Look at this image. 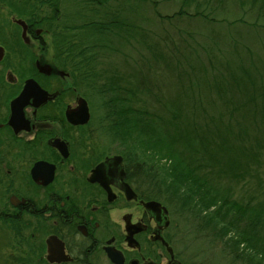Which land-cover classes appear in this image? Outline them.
<instances>
[{
	"label": "flooded vegetation",
	"instance_id": "1",
	"mask_svg": "<svg viewBox=\"0 0 264 264\" xmlns=\"http://www.w3.org/2000/svg\"><path fill=\"white\" fill-rule=\"evenodd\" d=\"M35 1L0 0L11 17L0 25V221L16 239V230L30 232L32 255L46 264H186L172 210L152 193L135 152H90L92 91L106 135L122 137L89 80L86 43L66 39L67 21L51 17L48 0ZM84 101L90 120L75 123ZM153 201L160 205L148 207ZM48 240L68 260L51 262Z\"/></svg>",
	"mask_w": 264,
	"mask_h": 264
},
{
	"label": "rangeland",
	"instance_id": "2",
	"mask_svg": "<svg viewBox=\"0 0 264 264\" xmlns=\"http://www.w3.org/2000/svg\"><path fill=\"white\" fill-rule=\"evenodd\" d=\"M120 1L131 10V20L141 25L142 28H136L138 35L146 32L159 43L166 63L156 60L139 40L115 41L109 49L98 48L106 61L97 69H110L100 85L112 81L117 88L137 93L134 107H145L166 119L179 111L177 121L173 118L178 128L196 129L203 143L199 149L204 145L209 150L207 161L213 166L209 173H213L215 185L228 188L244 204L264 202V97H259L264 93V15L249 5L242 8L237 0H209L201 8L207 18L176 15L164 20L157 12L171 16L182 8L195 13V3ZM115 4L112 1L111 5ZM3 7L0 4V25L8 26L11 17ZM86 13L89 10L82 9L77 0H60V18L67 21V26L79 23L80 16ZM57 34L63 36L60 28ZM83 34L69 29L65 36L76 41L84 39ZM166 36L168 42L164 40ZM45 39L50 41L52 37ZM228 75L239 78V85L236 80H230L225 87L217 84L216 80ZM91 93L95 94L91 98L93 117L88 126L91 153L95 154L93 148L99 146L110 153L137 151L151 166L165 162L149 152L143 153L145 148L136 147L131 134L122 138L121 143L112 141L102 127V101L95 91ZM252 99H257V103H252ZM184 146L178 144L182 152ZM162 200L170 206L174 226L180 231L175 246L186 264H263V258L244 245L234 251L227 239L231 234L223 237L212 225L207 227L203 216H196L166 194ZM30 234L27 232L28 238ZM23 246L11 226L0 221V264H46Z\"/></svg>",
	"mask_w": 264,
	"mask_h": 264
},
{
	"label": "trees",
	"instance_id": "3",
	"mask_svg": "<svg viewBox=\"0 0 264 264\" xmlns=\"http://www.w3.org/2000/svg\"><path fill=\"white\" fill-rule=\"evenodd\" d=\"M48 1L53 7L51 17L55 19L60 13V0ZM77 1L82 9L89 10V14H82L79 23H71V26L65 27L85 35L84 39L81 37L78 40L84 41L87 45V74L89 80L95 84L97 93L104 99L105 116L114 125V136L120 135L125 138L131 134V138L135 139V146L145 148L143 153L149 152L154 155L153 157L165 160L162 165L152 164L151 166L147 160L140 158L137 151L135 153L133 161L140 165L139 172H145L142 177L151 186L152 193L158 198L166 194L167 197L189 208L196 216H203L202 218H206L204 220L206 226L212 225V228H215L220 235L223 233V237L231 234L227 239L234 251L240 250V246L244 245L261 256L264 261V202L259 205H251L250 202L244 204L235 199L228 188L223 189L215 185L213 173H209L211 168L213 169L207 161L209 150L204 145L202 149H199L202 138L197 136L196 129L190 131L187 128L182 131L178 128L175 121L178 119L179 111L173 113V118H177L175 121L172 117L166 119L162 114L145 107H134L137 93L117 88L112 81L100 85L101 78L105 77L110 69H101V72L97 69L98 65L106 61V59L102 60L103 55H99V47L109 49L113 47L115 41L130 43L135 39L146 46L156 60L166 63L159 43L154 42L145 31L144 34L141 32L140 36L138 35L136 28H142L141 25L138 26L134 20H131V10L120 0ZM112 1L116 3L114 6L111 5ZM206 1L209 0H182L185 5L195 3V13H189L182 8L177 14L171 16L157 13L164 20H171L176 15L207 18L208 15L201 10ZM237 1L242 8L249 5L252 9H256L259 15H264V0ZM66 39L70 38L66 37ZM164 40L168 42L169 36H166ZM171 53H173L172 50H170ZM143 78L141 81L145 82ZM230 80L238 81L239 85V78L229 75L228 78L219 79L216 82L225 87V84L230 85ZM259 97L263 98L264 93ZM253 101L257 103V99H252V103ZM172 127H174L173 132ZM180 143L185 145L183 152L178 148ZM16 232L17 241L24 242L30 250L34 251L32 238H23L24 235L20 229Z\"/></svg>",
	"mask_w": 264,
	"mask_h": 264
},
{
	"label": "water",
	"instance_id": "4",
	"mask_svg": "<svg viewBox=\"0 0 264 264\" xmlns=\"http://www.w3.org/2000/svg\"><path fill=\"white\" fill-rule=\"evenodd\" d=\"M19 23H23V22H21V21H19ZM25 95H26V90L23 92V94L21 95V97L19 98L20 99V101L25 97ZM18 99V100H19ZM82 110H84V112L82 113V117L83 118H81V119H79L78 117H73V122H75V123H79V122H88L89 120H90V111H89V108H88V106H87V104H86V102L84 101L83 103H82ZM116 159L117 160H120L121 159V157H116ZM103 168V165H100V166H98V168H97V170H100V169H102ZM131 190V189H130ZM154 205H157V206H159L160 204L158 203V202H155V201H153V202H150V203H148L147 204V206L148 207H150V208H153V206ZM48 244H49V254H48V259L51 261V262H55V261H57V262H61V261H66V260H68V258H66V257H59L58 255H57V253L55 252V250H54V248H53V243H52V241L51 240H48ZM116 261H119V260H116ZM122 261V260H121ZM177 264H182V263H177Z\"/></svg>",
	"mask_w": 264,
	"mask_h": 264
}]
</instances>
